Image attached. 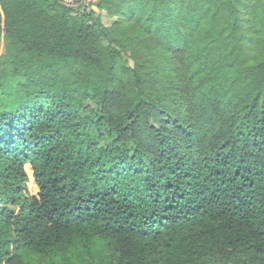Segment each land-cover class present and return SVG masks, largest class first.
<instances>
[{"label":"trees","instance_id":"16d2710c","mask_svg":"<svg viewBox=\"0 0 264 264\" xmlns=\"http://www.w3.org/2000/svg\"><path fill=\"white\" fill-rule=\"evenodd\" d=\"M0 264H264V0H0Z\"/></svg>","mask_w":264,"mask_h":264},{"label":"rangeland","instance_id":"374dc122","mask_svg":"<svg viewBox=\"0 0 264 264\" xmlns=\"http://www.w3.org/2000/svg\"><path fill=\"white\" fill-rule=\"evenodd\" d=\"M93 11H95L96 12V16H98V15H101L102 13V22H103V24H105V25H107V26H110L114 21L116 22L117 21V17L116 16H114V17H112V18H109V16L107 15V14H105L104 13V11H102V12H99V10L94 6V7H92L91 9H90V12H93ZM127 59H129V58H127ZM127 61H129V60H127ZM125 62L123 61V60H119L118 62H117V70H118V72L120 71V67L124 64ZM127 64H129V65H133V62H131V61H129V62H127ZM94 107H95V104L92 102V101H89V102H86L85 103V105H84V108H83V110H82V112H83V114H85V115H87V114H89V112L92 110V109H94Z\"/></svg>","mask_w":264,"mask_h":264},{"label":"built area","instance_id":"2783aa9c","mask_svg":"<svg viewBox=\"0 0 264 264\" xmlns=\"http://www.w3.org/2000/svg\"><path fill=\"white\" fill-rule=\"evenodd\" d=\"M75 1H78V0H68V2H71V3H72V2H75Z\"/></svg>","mask_w":264,"mask_h":264}]
</instances>
